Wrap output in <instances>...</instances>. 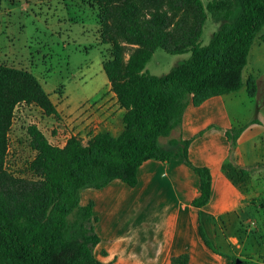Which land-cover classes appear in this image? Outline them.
Masks as SVG:
<instances>
[{
  "label": "trees",
  "instance_id": "trees-1",
  "mask_svg": "<svg viewBox=\"0 0 264 264\" xmlns=\"http://www.w3.org/2000/svg\"><path fill=\"white\" fill-rule=\"evenodd\" d=\"M93 1L101 10L103 42L113 47L103 68L125 110L124 130L119 136L102 131L88 142L73 136L58 147L32 125L28 134L37 154L31 170L38 179L14 176L5 165L18 105H36L48 116L59 112L34 74L0 64V264H100L93 203L82 206V192L117 180L135 188L149 160L182 159L200 178L194 206L211 201L212 174L191 162V141L171 140L170 149L159 141L181 126L190 102L200 106L243 87L251 49L264 27V0H213L206 6L202 0ZM208 13L222 25L203 45ZM119 42L137 47L128 60ZM158 49L191 56L159 77L147 70ZM248 84L256 95L255 80ZM239 133L228 136L235 140ZM201 234L217 252L202 228ZM172 264H189V256L174 257Z\"/></svg>",
  "mask_w": 264,
  "mask_h": 264
},
{
  "label": "crops",
  "instance_id": "crops-1",
  "mask_svg": "<svg viewBox=\"0 0 264 264\" xmlns=\"http://www.w3.org/2000/svg\"><path fill=\"white\" fill-rule=\"evenodd\" d=\"M263 37L260 33L251 49L243 87L200 106L190 102L181 126L159 141L166 149L172 148L171 140L191 141V162L210 169L213 178L207 206H194L200 178L177 158L145 162L135 188L117 180L82 192L81 205L93 203V226L101 240L94 255L100 264H172L181 255L189 256V264H235L233 259L264 264ZM183 56L179 65L189 59ZM250 79L257 84L254 96ZM113 96L119 112L114 116L103 105L102 120L111 125L105 132L119 136L125 110ZM119 118L121 129L115 134ZM237 131L235 140L229 138ZM201 228L218 253L206 245Z\"/></svg>",
  "mask_w": 264,
  "mask_h": 264
},
{
  "label": "rangeland",
  "instance_id": "rangeland-1",
  "mask_svg": "<svg viewBox=\"0 0 264 264\" xmlns=\"http://www.w3.org/2000/svg\"><path fill=\"white\" fill-rule=\"evenodd\" d=\"M202 1L206 6L213 0ZM100 17L93 0H0V64L34 74L59 112L48 116L35 106L17 108L6 162L15 176L38 178L31 170L37 153L31 148L30 126H38L54 145L64 146L73 136L88 142L111 126L102 120L103 105L117 116L119 109L103 68L112 58L113 47L103 42ZM221 25L208 13L203 45L209 44ZM119 45L126 60L137 48ZM183 60V55L158 49L147 70L164 76ZM121 124L116 119L115 134Z\"/></svg>",
  "mask_w": 264,
  "mask_h": 264
},
{
  "label": "built area",
  "instance_id": "built-area-1",
  "mask_svg": "<svg viewBox=\"0 0 264 264\" xmlns=\"http://www.w3.org/2000/svg\"><path fill=\"white\" fill-rule=\"evenodd\" d=\"M20 105H23V106H35V107H38V106H36V105H27L26 103H21V104H19L18 105V107L20 106ZM17 107V108H18ZM39 108V107H38ZM41 109V108H40ZM17 110V109H16ZM8 154H9V151H8ZM6 162H7V160H6ZM5 167H6V170L7 171H9L8 169H7V163H6V165H5ZM10 172V171H9ZM33 172V171H32ZM11 173V172H10ZM34 173V172H33ZM11 174H13V173H11ZM35 174V173H34ZM14 175V174H13ZM36 175V174H35ZM15 176V175H14ZM37 176V175H36ZM17 177V176H16ZM20 178V177H19ZM25 179V178H24ZM38 179V178H37ZM37 179H35V180H37Z\"/></svg>",
  "mask_w": 264,
  "mask_h": 264
}]
</instances>
